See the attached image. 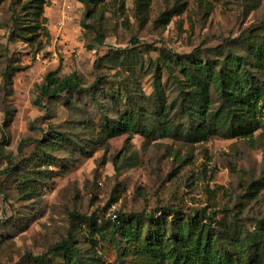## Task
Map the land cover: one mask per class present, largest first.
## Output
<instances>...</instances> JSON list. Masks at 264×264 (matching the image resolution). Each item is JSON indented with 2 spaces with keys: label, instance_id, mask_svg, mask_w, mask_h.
I'll use <instances>...</instances> for the list:
<instances>
[{
  "label": "rangeland",
  "instance_id": "1",
  "mask_svg": "<svg viewBox=\"0 0 264 264\" xmlns=\"http://www.w3.org/2000/svg\"><path fill=\"white\" fill-rule=\"evenodd\" d=\"M11 1L0 0V264H68L50 250L70 230L81 264H154L111 236L108 223L120 212L173 209L182 218L205 210L248 236L264 229V130L193 141L166 70L170 57L197 49L211 62L245 55L239 38L262 34L264 0H103L88 19L78 0H49L50 40L32 47L10 37ZM8 65L20 68L11 91L2 77ZM52 72L76 73L96 99L44 100L47 116L37 95ZM160 84L175 126L168 137L157 117ZM137 108L149 136L105 132ZM7 157L18 164L9 176Z\"/></svg>",
  "mask_w": 264,
  "mask_h": 264
},
{
  "label": "trees",
  "instance_id": "2",
  "mask_svg": "<svg viewBox=\"0 0 264 264\" xmlns=\"http://www.w3.org/2000/svg\"><path fill=\"white\" fill-rule=\"evenodd\" d=\"M49 0H12V27L10 37L32 46L43 39L50 40L45 9ZM86 8V18L97 9L103 0H78ZM262 34L242 36L245 55L229 54L220 62H211L202 57L201 50L185 56L170 57L166 70L179 87V108L190 122L184 133L195 142L206 141L218 131L227 130L232 138H252L258 129L264 130V26ZM95 42L101 44L102 37L96 34ZM134 43H138L134 40ZM20 68L8 65L3 81L9 87ZM177 72V73H176ZM99 80L96 81V84ZM158 87H159V83ZM158 87L156 86L157 90ZM94 87L86 88L81 78L73 73L61 78L50 73L39 87L37 104L47 111L48 102L69 95L89 94L96 99ZM161 105L157 117L162 118V133L168 137L174 123L169 117V108L164 103V91L160 84L158 92ZM9 111H6V123ZM148 118L142 108L126 112L105 132L115 136H149L152 126L146 125ZM47 145L55 143L43 136ZM26 141L20 144V149ZM8 166L4 174L17 171L18 164L7 157ZM160 211L159 213H161ZM177 210L155 214L118 213L111 225V236L119 235L122 242L134 243L137 255L148 257L154 264H264V229L248 236L235 228L219 226L213 214L197 210L194 214L176 218ZM76 215L71 214V219ZM122 220V222H120ZM263 224V223H262ZM106 228V227H105ZM237 228V229H236ZM67 258L68 264L79 263L80 251L75 246L72 231L50 250Z\"/></svg>",
  "mask_w": 264,
  "mask_h": 264
},
{
  "label": "built area",
  "instance_id": "3",
  "mask_svg": "<svg viewBox=\"0 0 264 264\" xmlns=\"http://www.w3.org/2000/svg\"><path fill=\"white\" fill-rule=\"evenodd\" d=\"M64 23H65V21H64ZM59 24H60V25H62V24H63V22H60Z\"/></svg>",
  "mask_w": 264,
  "mask_h": 264
}]
</instances>
